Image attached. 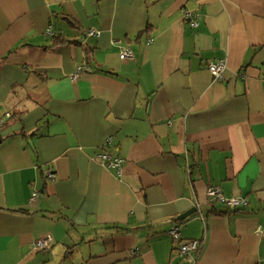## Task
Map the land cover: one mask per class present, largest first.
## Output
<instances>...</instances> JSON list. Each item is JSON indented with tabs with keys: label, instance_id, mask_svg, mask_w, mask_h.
<instances>
[{
	"label": "crops",
	"instance_id": "obj_1",
	"mask_svg": "<svg viewBox=\"0 0 264 264\" xmlns=\"http://www.w3.org/2000/svg\"><path fill=\"white\" fill-rule=\"evenodd\" d=\"M188 240L264 264V0H0V264H188Z\"/></svg>",
	"mask_w": 264,
	"mask_h": 264
},
{
	"label": "built area",
	"instance_id": "obj_2",
	"mask_svg": "<svg viewBox=\"0 0 264 264\" xmlns=\"http://www.w3.org/2000/svg\"><path fill=\"white\" fill-rule=\"evenodd\" d=\"M191 1H198V0H191ZM182 17L185 21L189 22L191 26H196V14L190 11H182ZM47 33L50 34V29L47 30ZM100 32L94 30V29H88L86 30V35L89 37H97L99 36ZM132 53L128 50H124L120 54L121 59L125 58H131ZM225 61L219 60L214 63H209L207 66L208 71L211 73V75L214 77L215 80L220 79L222 76V73L225 69ZM82 69L78 68L75 74L71 77L72 79H75L78 73H81ZM100 159L107 167H114L116 169H120L121 163L123 162L122 159L117 158L114 159L109 153H102L100 154ZM47 177L49 179H53L54 175L51 171H47ZM207 196L209 199L224 204L225 206L229 208H238L243 207L246 205V201L244 198H229L226 199L221 194V191L219 187L217 186H209L207 188ZM36 197V194H34L31 198V201L34 200ZM169 237L174 240L178 241L180 239V226L175 225L170 230H168ZM51 238H43L41 240H38L34 244L35 249H45L48 246V243L50 242ZM200 242L198 240H188L179 243V246L176 248L175 252L180 255L184 256L186 258V261L188 264H193L195 262L196 254L199 252L200 249Z\"/></svg>",
	"mask_w": 264,
	"mask_h": 264
},
{
	"label": "water",
	"instance_id": "obj_3",
	"mask_svg": "<svg viewBox=\"0 0 264 264\" xmlns=\"http://www.w3.org/2000/svg\"><path fill=\"white\" fill-rule=\"evenodd\" d=\"M191 212H188V213H185L183 214L182 216H180L179 218L182 220L184 219L185 217H187Z\"/></svg>",
	"mask_w": 264,
	"mask_h": 264
},
{
	"label": "trees",
	"instance_id": "obj_4",
	"mask_svg": "<svg viewBox=\"0 0 264 264\" xmlns=\"http://www.w3.org/2000/svg\"><path fill=\"white\" fill-rule=\"evenodd\" d=\"M200 247H201V244H200ZM197 254H198V253H197ZM197 254H196V255H197Z\"/></svg>",
	"mask_w": 264,
	"mask_h": 264
}]
</instances>
